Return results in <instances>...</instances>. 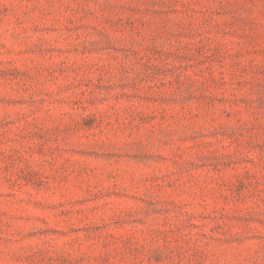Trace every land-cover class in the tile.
I'll return each mask as SVG.
<instances>
[{
    "label": "rangeland",
    "instance_id": "374dc122",
    "mask_svg": "<svg viewBox=\"0 0 264 264\" xmlns=\"http://www.w3.org/2000/svg\"><path fill=\"white\" fill-rule=\"evenodd\" d=\"M0 264H264V0H0Z\"/></svg>",
    "mask_w": 264,
    "mask_h": 264
}]
</instances>
